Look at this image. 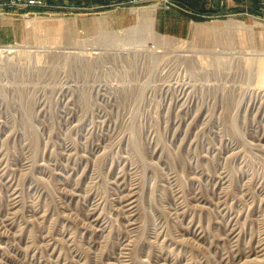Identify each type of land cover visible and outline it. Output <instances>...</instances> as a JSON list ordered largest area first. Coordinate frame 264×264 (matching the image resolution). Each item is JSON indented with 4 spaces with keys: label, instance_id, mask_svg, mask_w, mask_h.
I'll use <instances>...</instances> for the list:
<instances>
[{
    "label": "rangeland",
    "instance_id": "374dc122",
    "mask_svg": "<svg viewBox=\"0 0 264 264\" xmlns=\"http://www.w3.org/2000/svg\"><path fill=\"white\" fill-rule=\"evenodd\" d=\"M75 5L0 8V264H264V0Z\"/></svg>",
    "mask_w": 264,
    "mask_h": 264
},
{
    "label": "built area",
    "instance_id": "2783aa9c",
    "mask_svg": "<svg viewBox=\"0 0 264 264\" xmlns=\"http://www.w3.org/2000/svg\"><path fill=\"white\" fill-rule=\"evenodd\" d=\"M75 2L76 0H0V8L16 7L32 14L55 13L77 9Z\"/></svg>",
    "mask_w": 264,
    "mask_h": 264
},
{
    "label": "bare ground",
    "instance_id": "6f19581e",
    "mask_svg": "<svg viewBox=\"0 0 264 264\" xmlns=\"http://www.w3.org/2000/svg\"><path fill=\"white\" fill-rule=\"evenodd\" d=\"M140 10H141V9H140ZM33 20H34V19H31V18L28 19V21H27L28 24H31V25H32V24H33ZM35 20H36V19H35ZM147 23H148V24H147V25H148V28H150L149 31H150L151 33H153V31H154L153 20H152V19H148V22H147ZM33 25H34V24H33ZM27 26H28V25H27ZM31 27H32V26H31ZM38 30H39V29H38ZM9 51H10V50H9ZM5 52H6V51H5ZM1 54H3V52L0 50V55H1ZM3 55H4V54H3Z\"/></svg>",
    "mask_w": 264,
    "mask_h": 264
},
{
    "label": "crops",
    "instance_id": "0c3cea01",
    "mask_svg": "<svg viewBox=\"0 0 264 264\" xmlns=\"http://www.w3.org/2000/svg\"><path fill=\"white\" fill-rule=\"evenodd\" d=\"M0 31H2V30H0Z\"/></svg>",
    "mask_w": 264,
    "mask_h": 264
}]
</instances>
